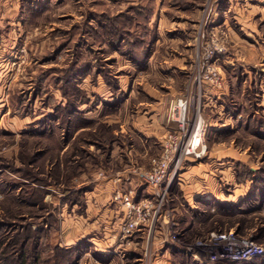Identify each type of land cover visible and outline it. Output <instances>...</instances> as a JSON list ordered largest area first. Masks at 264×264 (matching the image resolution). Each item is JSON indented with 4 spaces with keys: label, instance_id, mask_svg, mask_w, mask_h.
I'll return each mask as SVG.
<instances>
[{
    "label": "rangeland",
    "instance_id": "rangeland-1",
    "mask_svg": "<svg viewBox=\"0 0 264 264\" xmlns=\"http://www.w3.org/2000/svg\"><path fill=\"white\" fill-rule=\"evenodd\" d=\"M218 1L0 0V264H18V244L44 226L43 257L80 248L78 264H156L166 248L173 264H199L187 248L231 229L264 246V7L233 1L215 21ZM216 45L221 84L200 82ZM180 99L206 144L169 189L181 238L160 220L120 243L114 196L157 192L137 173L178 129ZM211 171L230 201L194 209L183 193ZM232 204L242 211L225 214Z\"/></svg>",
    "mask_w": 264,
    "mask_h": 264
},
{
    "label": "built area",
    "instance_id": "built-area-1",
    "mask_svg": "<svg viewBox=\"0 0 264 264\" xmlns=\"http://www.w3.org/2000/svg\"><path fill=\"white\" fill-rule=\"evenodd\" d=\"M221 50L222 48L216 45L208 53V64L200 82L208 80L221 84L220 71L214 62V57ZM188 105V99H180L172 106V118L178 122V129L169 133L162 141V153L151 159V167L140 169L137 173L142 183L157 192L152 197L139 199L134 195V191H117L114 196L115 203L119 204L123 212L119 230L113 235L121 239L120 243L129 242L136 232L145 229L149 234L160 220L167 226L168 234L173 240L181 238L178 236L174 209L166 206L170 197L169 189L184 159L191 154L199 157L206 148V144L197 149L191 148L192 139L196 136L203 138L204 131L202 125L200 128L198 126L201 120L199 113L195 116L194 124L188 120ZM187 249L199 264H240L264 254L263 245L251 238L240 236L233 229L224 232L212 231L205 239L196 240Z\"/></svg>",
    "mask_w": 264,
    "mask_h": 264
},
{
    "label": "crops",
    "instance_id": "crops-1",
    "mask_svg": "<svg viewBox=\"0 0 264 264\" xmlns=\"http://www.w3.org/2000/svg\"><path fill=\"white\" fill-rule=\"evenodd\" d=\"M233 1H239V0H219L218 3L215 5V7H213V9H212V12L214 14L213 19L216 21L220 17H223L225 19L224 21H226V19L229 17V12L231 11V6L234 3ZM251 1L256 2L255 5H257V6L264 7V6H262V4H264V0H247L248 4L253 5V4H251ZM212 164H214V165H212ZM212 164H210V165H212V167L215 166V164H216L215 161H213ZM206 165H209V164H206ZM199 166L200 167L203 166L202 161L199 162ZM208 167L211 168V166H208ZM207 170H209V169H207ZM181 181L178 182V184L180 186H182L183 182H184L183 179H181ZM200 182L201 183L199 184V180L196 181V179L194 177L193 183L194 184L196 183V186L193 189H191V192H185L184 191V193H183L184 198L187 202L191 203V200L203 201V200L212 199V198L217 199L220 202H224L225 200L230 201V199L225 197L226 195L222 192V183L214 181L213 171H211L210 174L207 175L205 178H201ZM182 189H183V186H182ZM238 190H239V187H238V189H236V191H238ZM231 195L232 194H230V196ZM242 195L241 194L237 195L238 196L237 200H239L242 197ZM196 203L197 202H195V205H192V203H191V207L194 209L197 208ZM90 241L92 243L94 242L92 239H90ZM101 243L107 244V243H105V241H102ZM112 244H114V243H112ZM115 262H116V260L113 257L112 259H109L106 263L99 261L98 264H114ZM173 263H174L173 252L169 248H166L163 251L162 256H158L156 259V264H173Z\"/></svg>",
    "mask_w": 264,
    "mask_h": 264
},
{
    "label": "trees",
    "instance_id": "trees-1",
    "mask_svg": "<svg viewBox=\"0 0 264 264\" xmlns=\"http://www.w3.org/2000/svg\"><path fill=\"white\" fill-rule=\"evenodd\" d=\"M70 111L71 110H67L68 113H70ZM71 204H74V202L72 201ZM231 206L233 207L234 204H232ZM232 207L228 210L225 209L226 212L225 214H232V213L234 214V213H238L239 211H242V209L239 208V205H237V209L235 207H233L235 209H232ZM45 229H47V227L45 226L44 229L42 227L40 228V230L38 231V234L40 233V235H38V238L37 237L35 238V242H33L32 246L28 247L27 241L29 239H26V237L24 236L25 238L21 240L20 244H18L19 245V249H17L18 260H19L18 264H46V262H50L51 264H78V260L80 257L78 254L80 253V248H66L57 244L53 249L54 251L53 254L50 257L48 258L43 257L41 253L42 249H40L43 247L40 236Z\"/></svg>",
    "mask_w": 264,
    "mask_h": 264
},
{
    "label": "bare ground",
    "instance_id": "bare-ground-1",
    "mask_svg": "<svg viewBox=\"0 0 264 264\" xmlns=\"http://www.w3.org/2000/svg\"><path fill=\"white\" fill-rule=\"evenodd\" d=\"M201 125H202V120H200L198 123L199 128L201 127ZM192 143H193L191 145L192 149H197L205 145L204 139L201 136H196L195 138H193Z\"/></svg>",
    "mask_w": 264,
    "mask_h": 264
}]
</instances>
